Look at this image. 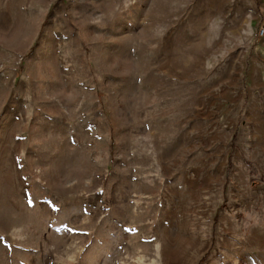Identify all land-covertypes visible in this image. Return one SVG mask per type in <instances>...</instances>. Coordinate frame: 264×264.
Here are the masks:
<instances>
[{
  "label": "rangeland",
  "instance_id": "374dc122",
  "mask_svg": "<svg viewBox=\"0 0 264 264\" xmlns=\"http://www.w3.org/2000/svg\"><path fill=\"white\" fill-rule=\"evenodd\" d=\"M0 235V264L264 261V0H0Z\"/></svg>",
  "mask_w": 264,
  "mask_h": 264
},
{
  "label": "crops",
  "instance_id": "0c3cea01",
  "mask_svg": "<svg viewBox=\"0 0 264 264\" xmlns=\"http://www.w3.org/2000/svg\"><path fill=\"white\" fill-rule=\"evenodd\" d=\"M12 135L15 136V139H20V135H19V136L16 135V134H12ZM12 135H11V137H12ZM28 152H30V154H28ZM36 152H37V150H36V149H33V148H31L30 150H27V151H23L22 148H21L20 150H18V151L16 150L15 152H13L14 154L12 155V159H13V161H14V163L12 164V166H14V167H16V168H20V167L24 166L22 162H23V161H26V160L22 159V156L25 157L26 159H29V160H30L31 156L34 157ZM16 153H18V155H16ZM26 162H29V161H26ZM20 181H22V182H26V178H24V177H20ZM36 182H37V180L35 179V180L33 181V183H36ZM23 191H26V192L23 193V199H24L25 204H27V205L30 204L31 207H32L33 205H35V202H30V203H28V200H29L28 195H29L30 193L28 192L27 187L24 186ZM30 198L32 199V195H31ZM0 237H2L4 240H7V239L4 237V235H3V236L0 235ZM10 240H12V239H10ZM10 240H7V242L1 244L0 246L3 247V248H5V249H7V250H11V247H14V245H12V243H11ZM17 248H18V247H17ZM85 260L88 261L89 259H88V258H85ZM90 260L93 261L94 259H90ZM250 260H251V261H249L248 264H264V261H260V260H257V261H256V260H254L255 262H253L252 259H250ZM20 263H22V262L20 261ZM92 263H93V262H92ZM92 263H91V264H92ZM116 263H118V264H123V261H121L120 263H119L118 261H116Z\"/></svg>",
  "mask_w": 264,
  "mask_h": 264
}]
</instances>
